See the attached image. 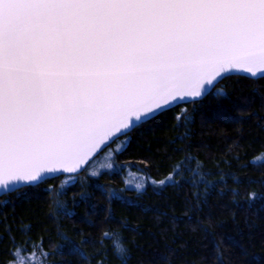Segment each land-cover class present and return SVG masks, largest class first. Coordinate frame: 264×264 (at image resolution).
<instances>
[{
  "label": "snow or ice",
  "instance_id": "1",
  "mask_svg": "<svg viewBox=\"0 0 264 264\" xmlns=\"http://www.w3.org/2000/svg\"><path fill=\"white\" fill-rule=\"evenodd\" d=\"M240 81H264V0H0V264H71L57 257L110 264L113 256L128 264L122 233L105 225L133 233L139 227L118 219L114 206L147 214L144 197L171 189L165 199L179 198L183 216L199 223L217 189L238 202V190L227 186L238 177L220 168L231 161L206 168L187 141L203 101L226 98V82ZM170 122V130L185 131L167 142L165 155L137 144L145 166L119 163L146 131L154 135ZM262 158L251 161L262 175L245 181L249 187L264 188V164L256 163ZM132 170L143 178L134 188L123 175ZM117 176L119 189L102 183ZM130 191L134 199L125 196ZM69 192L73 206L100 193L103 220L66 229L62 220L77 222ZM262 195L249 191L246 202ZM21 198L40 207L18 218ZM214 254L222 258L219 244Z\"/></svg>",
  "mask_w": 264,
  "mask_h": 264
},
{
  "label": "trees",
  "instance_id": "2",
  "mask_svg": "<svg viewBox=\"0 0 264 264\" xmlns=\"http://www.w3.org/2000/svg\"><path fill=\"white\" fill-rule=\"evenodd\" d=\"M230 83L227 97H208L193 114L191 124L190 153L204 162L206 168L214 169L218 160H230L232 167L221 164L220 168L234 174L239 179H228L229 189L236 188L240 193L238 202L233 201L229 193L216 195L217 189L210 194L208 205L204 212L199 214V223L194 215L189 219L182 214L179 206L180 199L171 197L172 190L165 193V197H144L142 203L151 206V210L145 214L140 209L124 210L118 205L114 206V213L118 219H127L131 227H139V233L125 231L116 223L105 225L114 233H122L126 242L125 247L130 251L128 264H256L264 261V195L254 203L246 202V193L255 191L264 194V188L258 184L250 187L245 183L249 178L259 179L261 171H257L251 161L264 153V81L252 84L249 81ZM179 111V109H177ZM230 117L235 119H230ZM240 122H236V121ZM171 129V122L163 130H158L154 135L146 131L143 139L133 145L128 155L121 158L119 163H133L140 167L142 154L136 151L137 144L141 149H149L151 154L160 157L166 154L167 142L174 137H179L185 131L184 128ZM174 144L172 147H179ZM239 157V160L232 159ZM174 159H180L179 156ZM257 166L264 164V158L257 160ZM241 165H247L241 168ZM138 174L135 170L126 171L123 175L128 180L129 175ZM139 177V176H138ZM142 178V177H141ZM159 178V177H158ZM108 186L119 189L122 186L121 177L117 176L111 181H103ZM134 188V187H133ZM185 188L181 197L188 193ZM73 192H69L65 198L70 208L74 207L76 223L72 220H62L66 229L85 228L81 219L91 218L99 222L104 218L103 210L107 204L100 193H95L89 205L79 203L72 205ZM125 196L134 199L136 193L130 191ZM5 195L0 200L5 199ZM78 200L79 197H76ZM18 200L15 214L18 218L28 216L29 209H38L39 202L32 203ZM177 210L173 213V204ZM91 204H95L101 210L99 216L93 215ZM47 209L45 208V211ZM8 216H12L11 207L5 209ZM87 213V216H86ZM179 217L174 220L173 216ZM207 231H203V229ZM93 236L99 233L93 229H87ZM75 239H79L76 237ZM219 244L222 258L218 261L214 258V249ZM85 251H92L86 248ZM247 252V256L245 255ZM255 257V259H253ZM7 259V257H3ZM57 260H71L70 257H57ZM110 264H121L120 260L112 257Z\"/></svg>",
  "mask_w": 264,
  "mask_h": 264
},
{
  "label": "rangeland",
  "instance_id": "3",
  "mask_svg": "<svg viewBox=\"0 0 264 264\" xmlns=\"http://www.w3.org/2000/svg\"><path fill=\"white\" fill-rule=\"evenodd\" d=\"M140 179H143V178L138 177V176L133 175V174L129 175V177H128V181L131 183L132 187H134L135 184L137 182H139Z\"/></svg>",
  "mask_w": 264,
  "mask_h": 264
},
{
  "label": "water",
  "instance_id": "4",
  "mask_svg": "<svg viewBox=\"0 0 264 264\" xmlns=\"http://www.w3.org/2000/svg\"><path fill=\"white\" fill-rule=\"evenodd\" d=\"M4 194L3 193H0V197H2Z\"/></svg>",
  "mask_w": 264,
  "mask_h": 264
}]
</instances>
